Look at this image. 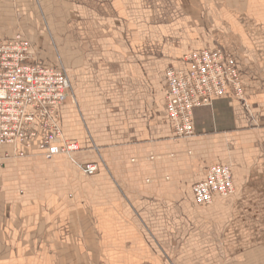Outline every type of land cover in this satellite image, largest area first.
<instances>
[{
	"label": "rangeland",
	"instance_id": "1",
	"mask_svg": "<svg viewBox=\"0 0 264 264\" xmlns=\"http://www.w3.org/2000/svg\"><path fill=\"white\" fill-rule=\"evenodd\" d=\"M174 2L0 0V39L30 37L66 72L76 113L66 123L64 136L77 139L81 146L73 158L62 155L46 160L39 152L31 153V159L5 156L0 166V264H169L180 258L179 251L161 242L160 231L165 227L167 212L186 205L175 198L190 200L191 188L183 185V177L167 180L169 176L163 170L169 159L152 162L155 157L144 149L142 138L127 139L125 132H117L111 122L112 108L125 104L126 94L131 92L112 91V66L100 73L102 64L108 66L115 61L135 65L146 50L149 53L145 56L155 62L161 45L156 38L165 28L157 25L159 20L190 16V12L166 11L175 6ZM206 14L198 12L202 18ZM199 29L200 48L226 50L234 46L231 38L239 31L226 26ZM163 45L171 49L175 46L169 41ZM109 52H126L134 59L127 55L128 60H114ZM166 67V71L173 68L172 64ZM136 68V78L147 84L146 92H137L139 99L150 94L155 117L162 100L160 74L154 64L149 75L143 68ZM99 74L104 75V92ZM214 103L202 108L212 109ZM126 126L124 122L122 127ZM252 126L231 149L223 140H210L213 144L209 147L193 146L196 149L188 156L195 158L185 161L184 166L208 165L206 174L210 167L226 163L232 167L236 183L247 180L250 184L257 165L264 167V131L257 123ZM138 127L142 132L143 126ZM195 137L194 131L192 137L174 136L172 142L185 146ZM88 163L96 165L94 175L84 174L81 165ZM255 193L252 183L244 185L241 192L234 185L229 197L255 198ZM261 193L264 195V190ZM248 208L253 210L254 203ZM238 209H243L240 203H232L231 210Z\"/></svg>",
	"mask_w": 264,
	"mask_h": 264
},
{
	"label": "crops",
	"instance_id": "2",
	"mask_svg": "<svg viewBox=\"0 0 264 264\" xmlns=\"http://www.w3.org/2000/svg\"><path fill=\"white\" fill-rule=\"evenodd\" d=\"M174 3L175 6L168 7L166 11L190 12V16L184 18L181 13L182 15L173 21L159 20L157 25L165 28L159 31L156 38L161 45L158 47V56H154L157 58L154 59L155 62L145 56L146 52L149 53L146 50V52L143 51V55L138 56L141 61H137L135 65L131 62L124 63V61H115L108 66L102 64L100 71L102 74L107 69L106 67L114 68L113 73L111 70L110 76L111 84L116 89L113 88L112 91L131 92L126 94L128 100L125 104H116L112 108L111 122L116 124L114 128L118 133H126L127 139L142 138L144 149L150 152L149 156L155 157L152 162H157L158 159H169L165 161L164 170L162 169L165 176H169L167 177L168 181L183 177V185L191 188L190 200L184 201L179 196L175 198L186 205L177 207L176 210L174 207L164 216L166 221L165 227L160 231V240L168 245L166 246L168 249L180 252V258L169 261V264H264V195L261 193L264 190L263 164L257 165L254 180L251 182L255 187V198H230L232 196L221 198L216 196L210 206L197 205L193 195V186L204 180L208 165L184 166L185 161L191 160L188 155L196 149L193 146L205 144L206 147H209L213 144L209 143L210 140H223L226 147L228 144V148L231 149L232 144L234 145L236 140L242 139L243 134H246L254 123H257L261 132L264 131V0H175ZM199 11H205L207 14L202 18L198 15ZM216 12L221 13L216 14ZM209 26L239 28L238 34H234L235 36L231 38L234 46H230V50H226L224 47L200 48L203 46L199 45L198 41L202 37L199 28ZM12 38L14 37L6 39ZM27 39L33 45L39 61L48 66L61 67L44 55L37 42L30 37ZM168 41L174 43V49L163 45ZM146 42L150 43L151 41L146 40ZM200 50H221L232 55L238 63L241 78L245 84V94L242 99H236L228 92L225 96L215 100L212 109H195L193 125L196 137L194 140L185 142V146H181L172 142L175 135L165 104L167 92L165 71L167 64H172L176 70L185 71L187 69L185 56ZM110 54L114 60L127 59V55H129L126 52H109L107 55L110 56ZM131 57L132 55L130 59ZM132 59L134 58L132 57ZM152 64L156 66L158 74H160L159 95L162 93V100H159L161 103L157 107L155 117L151 114L152 98L150 94L148 93L149 97L141 100L137 93L146 92L147 84L143 85L135 76L136 66H138L136 71L143 68L149 75ZM102 74H99V79L104 92L106 83L102 79L104 77ZM75 109L71 93V97L61 110L60 125L63 132L66 130V123H70L71 117L76 113ZM219 118H223L225 121L220 122ZM124 122L127 125L125 128L122 127ZM141 125L143 126L142 132L138 127ZM68 140L79 143L75 138ZM31 153L39 154L36 147ZM6 155L10 157L14 155L13 147L0 146V166L4 162L3 160H6L4 159ZM30 157L26 159H31ZM192 160L191 162H193ZM223 165L229 166L226 163ZM169 171L170 174H168ZM232 173L235 188L239 192L244 185L251 184H248L246 179V182L242 180L236 183L233 169ZM147 180L149 184L152 181L151 178ZM234 202L240 203V208L243 207V209L231 210ZM252 202L254 203L253 210L248 208Z\"/></svg>",
	"mask_w": 264,
	"mask_h": 264
},
{
	"label": "built area",
	"instance_id": "3",
	"mask_svg": "<svg viewBox=\"0 0 264 264\" xmlns=\"http://www.w3.org/2000/svg\"><path fill=\"white\" fill-rule=\"evenodd\" d=\"M185 71L169 68L166 108L174 135L188 139L194 134L193 112L211 106L228 92L236 99L245 94L236 59L220 50L194 51L185 56ZM71 97L66 72L48 66L36 57L31 42L17 35L0 41V146L14 149L16 159H25L37 148L46 160L81 151L77 141L68 140L60 125L61 110ZM85 175H94V164H82ZM234 193L230 167H210L203 181L193 186L194 200L209 206L216 196Z\"/></svg>",
	"mask_w": 264,
	"mask_h": 264
}]
</instances>
